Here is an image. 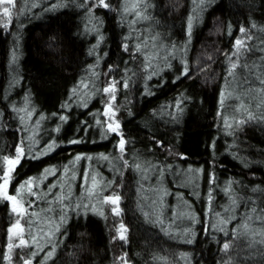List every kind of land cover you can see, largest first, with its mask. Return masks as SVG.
Wrapping results in <instances>:
<instances>
[{
	"label": "trees",
	"instance_id": "obj_1",
	"mask_svg": "<svg viewBox=\"0 0 264 264\" xmlns=\"http://www.w3.org/2000/svg\"><path fill=\"white\" fill-rule=\"evenodd\" d=\"M104 3L15 0L12 21L0 11V177L5 158L26 149L12 185L58 173L60 195L83 211L66 214L50 264H264V0H144L150 36L180 50L164 68L124 20L122 0ZM85 83L95 99L70 106ZM107 102L104 123L119 129L104 139L95 115ZM21 111L43 119L38 144L50 152L34 150ZM187 170L190 187L180 184ZM150 172L151 198L164 186L189 205L184 227L147 208ZM16 221L0 195V264Z\"/></svg>",
	"mask_w": 264,
	"mask_h": 264
},
{
	"label": "rangeland",
	"instance_id": "obj_2",
	"mask_svg": "<svg viewBox=\"0 0 264 264\" xmlns=\"http://www.w3.org/2000/svg\"><path fill=\"white\" fill-rule=\"evenodd\" d=\"M143 1L144 0H122V4H121L122 16L124 20L126 19L127 21H130L127 23L128 26L133 30V33L137 32L134 34L136 39L143 40L145 42L146 44L144 47L145 53L150 54V52L153 51L154 54L153 57L155 58L161 57L159 61L155 63V65L158 68H164L166 64L165 63L166 59H172L174 58V56H178L180 54V50L175 49L172 46L168 47L158 37L152 38L150 36V30L148 29L149 27L145 26V25L148 26L147 23H149L147 17V10L141 7ZM27 3L28 1L24 2V7L29 5ZM3 7H4L3 5H0L1 15L3 12ZM9 7L12 13L15 7V0H14V7L13 6H9ZM11 17L13 19L15 18L14 12L12 13ZM12 18H10L11 21ZM135 24L138 26L134 27ZM86 30L87 32H89L88 35H90V33L93 35L94 39L97 40L100 39L98 35L99 33L95 30L93 31L90 26H88ZM153 66L154 64L151 65L152 68ZM95 77L96 76L93 75L92 78H90L89 83L91 84V88L92 86H94ZM85 86L86 83L83 84L80 93H76V95L75 94L72 95L73 97L70 100L71 101L70 106L73 105V106L86 108L88 107L90 102L95 99L96 92L93 91L94 89H90V91H88L89 88H85ZM106 95L109 97L110 93L107 92ZM229 97L238 98L236 94H232V93L228 95V98ZM103 108L105 109H102L101 113L100 112L96 113L95 122L99 127L98 128L99 132L102 134L101 137L103 136L104 139H107L110 136V134L117 132L110 130L108 124L104 123V119L110 120V117L112 116L110 115V113L111 111H114V106L109 102H107L103 105ZM110 108L111 111L109 110ZM105 113H107V115H105ZM20 114L22 115L24 120H22ZM20 114L19 116L21 117L20 119L22 124H26L27 127H31V129L33 130V132L31 131V136L29 140H31V142H33V144L35 145L34 150L40 151L43 154L50 152L52 146L49 147L48 150H46V148H42V146L38 144V138L40 136L39 126L41 127L43 119L41 118L38 120V125H39L38 126L34 122V120L32 121L33 118L30 113L28 114L26 112L21 111ZM111 124L112 127L116 125L114 121L111 122ZM119 147L120 146L117 145V148ZM19 153H20V157L18 163H21L23 158L26 157L27 154L26 149L22 150V153L20 150ZM100 159L104 160L105 158L104 159L99 158V160ZM106 160L107 159H105L104 161ZM109 162L112 163L111 168H116L117 165L116 162H114L113 160ZM18 163L14 165L10 175H12ZM6 166H7L6 171L8 172L10 166L8 165V163H6ZM153 174L154 172H150L149 174L146 175L143 174L141 176V181L146 183L145 187L147 185L146 192L148 196L150 194L148 186L153 182L152 180ZM58 176H59L58 173L55 174L54 172H48L37 178H33V177L28 178L27 181L18 183L16 187L12 185V178L10 179V182L7 186V193L9 195H13L16 197V203L14 204L13 201L8 199L6 200L10 203L11 210L13 211V214L17 217V221H19L21 228H23V231L20 232L18 229L15 228L17 221L12 226L11 228L12 231H9L10 233L9 243L7 247V256H6L7 258L5 264H20L19 261H21V256L23 257V254H25V252L31 254V259L33 261L35 259H40L41 264H50V262L53 260L56 253L58 252L57 250L59 249L58 239H61L60 235L62 234V230L64 229V226L66 225L68 219L66 218V214L67 213L69 214V212H72L74 215L83 213V211H81V209L78 208V206H75L73 207V209L71 208L70 210V202L67 201L68 199L66 198V195L64 196L60 195V193H62V190L64 192L63 189L64 187H62V185L65 184V181H62V184L59 187L57 184V182L59 181ZM181 178L182 181L180 182V184H182L183 186L190 187L196 184L197 182L193 170L185 171L183 175H181ZM69 180H71V177ZM29 181L31 182L30 184L28 183ZM159 181L164 183L163 176H161V178L157 182ZM22 185L24 186L23 188H21ZM60 188H62V190ZM161 189L158 186L155 187L154 195L152 198L150 196L147 197L146 195V200L147 199L149 200L148 202L149 204H147V208L150 209L154 217L157 218L159 221H161L166 214L163 221L167 220L168 223L170 222L171 225L175 227H177V225L183 224L184 227L187 224L186 221H188L189 219L191 220L193 217V213L189 209V205L185 202V200L182 199V197H180L177 194L174 195L171 201L168 200L167 199L168 195H166V190L164 186ZM66 190H68L67 184H66ZM73 190L74 188L72 189L69 188L68 192L71 193L73 192ZM0 195L4 197L2 194ZM110 202L111 200H109L106 203L107 206L108 203ZM114 205L116 206V204ZM21 206L25 209L23 213L20 212ZM41 206H44L46 208L45 211H43V213L42 212L40 213L39 211ZM92 207H94L93 209L95 210L100 209L97 208V206H92ZM49 209L52 211H57L58 213L55 214L54 212L51 214V217H48L46 211H49ZM101 212H103V210ZM21 238H23L26 241V244L24 245L20 244ZM49 253H51V255H49ZM23 261H24L23 264H25V261L30 262L29 259H23Z\"/></svg>",
	"mask_w": 264,
	"mask_h": 264
},
{
	"label": "snow or ice",
	"instance_id": "obj_3",
	"mask_svg": "<svg viewBox=\"0 0 264 264\" xmlns=\"http://www.w3.org/2000/svg\"><path fill=\"white\" fill-rule=\"evenodd\" d=\"M100 3H101L102 6L108 7V5L106 3H104V0H100ZM0 5L4 6L3 7V12H2L3 17H7V18L10 19L12 13L10 11V7L9 6H13L14 7V0H0ZM4 26L7 27L8 26L7 23H5ZM190 31H191V21L189 22V34H190ZM236 43H237V45H239L241 42L237 41ZM233 67H235V65H233ZM185 74H187V69H185ZM105 91L114 92L115 88L113 86V87H110L109 89H105ZM112 99L114 100L115 97L113 96ZM109 110L111 111V108ZM105 115H107V113H105ZM108 127L112 131H117L119 129V124L117 123L114 128L112 127L111 124L108 125ZM123 146H124V141H123V139H121V141H120L121 151H123ZM21 153H22V150H21ZM5 159H6L8 165L10 167L8 169V172H6L3 175V177H0V179H3V184L0 185V194H2L5 199L13 201V203L15 204L16 203V197L13 196V195H9L7 193V186L9 184V182H10V179H11V175L10 174H11V172L13 170L14 165L19 162V156H17L16 159H8V158H5ZM77 159H79V157H77ZM28 183L30 184L31 182L29 181ZM93 186H95V183H94ZM23 187L24 186L22 185L21 188H23ZM118 201H119V197L118 196L111 199V203L112 204H117ZM14 210H15V208H14ZM24 211H25V209L21 206L20 212L23 213ZM113 211L118 213V209H116V208H114ZM245 227H247V226L245 225ZM15 228L18 229L20 232L23 231V228H21L19 221H17V223L15 225ZM121 228H123V225H121ZM10 231H12V229H10ZM124 238L125 237L123 235H121V239H124ZM20 244L24 245V244H26V241L23 238H21L20 239ZM228 247H229L228 244L224 245L225 249H227ZM49 255H51V253H49ZM25 264H30V262L29 261H25Z\"/></svg>",
	"mask_w": 264,
	"mask_h": 264
},
{
	"label": "flooded vegetation",
	"instance_id": "obj_4",
	"mask_svg": "<svg viewBox=\"0 0 264 264\" xmlns=\"http://www.w3.org/2000/svg\"><path fill=\"white\" fill-rule=\"evenodd\" d=\"M18 167H19V164L15 167V169H17ZM15 174H16V170L13 171L11 178H13ZM64 174L65 176H67V173H64Z\"/></svg>",
	"mask_w": 264,
	"mask_h": 264
}]
</instances>
